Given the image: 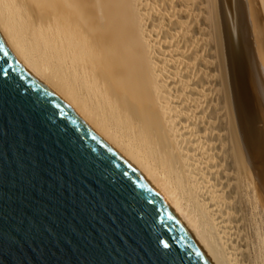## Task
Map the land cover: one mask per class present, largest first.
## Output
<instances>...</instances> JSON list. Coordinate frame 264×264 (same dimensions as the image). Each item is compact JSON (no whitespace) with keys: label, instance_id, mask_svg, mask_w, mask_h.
<instances>
[{"label":"bare ground","instance_id":"obj_1","mask_svg":"<svg viewBox=\"0 0 264 264\" xmlns=\"http://www.w3.org/2000/svg\"><path fill=\"white\" fill-rule=\"evenodd\" d=\"M0 37L210 264H264V0H0Z\"/></svg>","mask_w":264,"mask_h":264},{"label":"water","instance_id":"obj_2","mask_svg":"<svg viewBox=\"0 0 264 264\" xmlns=\"http://www.w3.org/2000/svg\"><path fill=\"white\" fill-rule=\"evenodd\" d=\"M0 264H210L144 179L1 37Z\"/></svg>","mask_w":264,"mask_h":264}]
</instances>
